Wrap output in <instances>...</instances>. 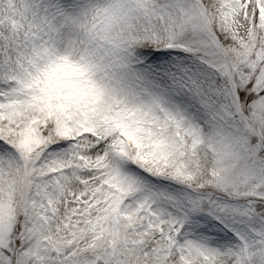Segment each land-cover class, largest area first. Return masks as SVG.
Segmentation results:
<instances>
[{
    "label": "snow or ice",
    "instance_id": "6c2138e0",
    "mask_svg": "<svg viewBox=\"0 0 264 264\" xmlns=\"http://www.w3.org/2000/svg\"><path fill=\"white\" fill-rule=\"evenodd\" d=\"M0 264H264V0H0Z\"/></svg>",
    "mask_w": 264,
    "mask_h": 264
}]
</instances>
